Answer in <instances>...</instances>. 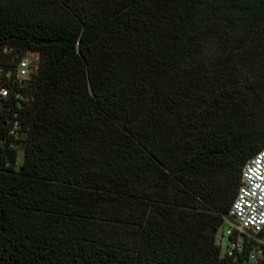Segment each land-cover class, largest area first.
<instances>
[{
  "label": "trees",
  "instance_id": "obj_1",
  "mask_svg": "<svg viewBox=\"0 0 264 264\" xmlns=\"http://www.w3.org/2000/svg\"><path fill=\"white\" fill-rule=\"evenodd\" d=\"M3 45L41 64L0 264H248L215 238L264 145V0H0Z\"/></svg>",
  "mask_w": 264,
  "mask_h": 264
},
{
  "label": "built area",
  "instance_id": "obj_2",
  "mask_svg": "<svg viewBox=\"0 0 264 264\" xmlns=\"http://www.w3.org/2000/svg\"><path fill=\"white\" fill-rule=\"evenodd\" d=\"M41 64L35 49L16 51L0 47V132L18 146L24 130L18 114L25 90ZM3 137L0 135V143ZM224 226V227H223ZM222 235L227 238L224 253L240 252L246 242L253 244L247 253L248 264H263L264 259V145L243 165L239 183L229 209L223 215ZM215 243L220 247L221 237Z\"/></svg>",
  "mask_w": 264,
  "mask_h": 264
},
{
  "label": "rangeland",
  "instance_id": "obj_3",
  "mask_svg": "<svg viewBox=\"0 0 264 264\" xmlns=\"http://www.w3.org/2000/svg\"><path fill=\"white\" fill-rule=\"evenodd\" d=\"M23 154L22 152L18 153V161H22ZM224 227V226H223ZM222 230L223 228H218L216 231V235L221 237V243H220V253L223 254L225 249H226V242L227 238L225 235H222ZM263 264H264V259H263Z\"/></svg>",
  "mask_w": 264,
  "mask_h": 264
}]
</instances>
